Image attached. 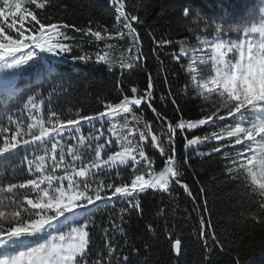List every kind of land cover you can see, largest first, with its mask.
I'll return each instance as SVG.
<instances>
[{"label": "snow or ice", "instance_id": "snow-or-ice-1", "mask_svg": "<svg viewBox=\"0 0 264 264\" xmlns=\"http://www.w3.org/2000/svg\"><path fill=\"white\" fill-rule=\"evenodd\" d=\"M52 3L0 0V264H133L125 249L134 253L140 249L128 242L129 214L141 209L143 194L149 190L175 199L179 186L194 199L182 181L194 155L220 154L226 174L236 173L231 178L250 188L256 206L250 218L260 223L264 218V0H259L258 22H253L257 5H250L238 22L206 19L198 11L190 15L185 7L186 22L202 27V44L156 42L158 48L171 44L178 49L170 55L186 70L185 90L208 101L200 118L175 120L157 106L154 76L133 26L144 22L126 8L125 0H111L114 32L108 26L46 23L51 17L42 19L37 10ZM124 39L129 41V55L121 51L117 56L116 45L109 41ZM68 59L102 64L110 72L119 68L122 76L125 71L144 72L147 82L143 88H121L119 102L106 103L97 114L64 117L54 106L53 94L63 81L54 66ZM41 66L50 74L45 78L50 84L47 94L16 89L20 72ZM169 102L176 104L171 92L159 96V105ZM146 110L153 113L151 119L144 118ZM198 129L205 134H198ZM146 149L158 150L163 160L159 169L156 157ZM198 223L211 252L205 237L211 220L201 216ZM146 230L170 234L173 229L149 223ZM211 239L219 244L215 232ZM172 247L180 257L179 238Z\"/></svg>", "mask_w": 264, "mask_h": 264}, {"label": "trees", "instance_id": "trees-1", "mask_svg": "<svg viewBox=\"0 0 264 264\" xmlns=\"http://www.w3.org/2000/svg\"><path fill=\"white\" fill-rule=\"evenodd\" d=\"M125 3L126 8L144 22H134L133 26L137 27L143 51L147 54L148 71L154 76L157 106L163 107L165 114L173 120L178 117L200 118L203 115L201 109L208 101L192 94L191 89L185 90L184 85L189 77L185 68L180 67L170 55L178 49L171 44L158 48L156 42L164 40L178 44L187 41L189 47L202 44V27H198L195 21L186 22L182 16L185 7L191 10L190 15L198 11L206 19L223 18L238 22L246 15L250 5H257L253 11V22H258L261 15L259 0H125ZM37 11L42 19L45 15L51 17L44 21L46 23H68L80 28L91 26L93 29L108 26L109 31L114 32L110 26L115 23V11L110 8L109 0H53L52 5ZM109 42L116 45L115 55L118 56L121 51L129 55L126 52L127 39ZM100 43L103 47L104 42ZM94 50L89 48L90 52ZM54 72L63 74L62 87L53 94V98L54 106L62 111L64 117L74 116L77 112L81 116L97 114L105 110L106 103L119 102L122 98L121 88H143L147 82L144 72L129 75L125 71L122 76L119 68L110 72L102 64H83L71 59L55 65ZM49 75L43 66L39 70L22 71L17 75L15 87L24 92L35 90L47 94L50 84L45 78ZM165 76L168 77L167 81ZM169 92L176 104L169 102L166 106L159 105V96ZM152 117L153 113L146 110L144 118ZM197 133L205 134L199 129ZM176 147L179 155L182 145L178 143ZM20 151L17 149V152ZM146 151L156 157L155 166L159 169L163 160L158 150ZM201 151L207 152L209 149L201 148ZM189 164L182 181L189 185L194 199L188 197L179 186H176L178 195L175 199L149 190L143 194L141 209L129 214V222L125 225L128 242L140 249L139 253L125 249L133 264H236L237 261L239 264H264V218L260 223L250 218L256 206L251 202L250 188L246 182L241 184L232 179L231 176L236 173L226 174L219 153L204 157L194 155ZM201 216L211 220V228L206 226L205 232L207 244L212 245L211 252L200 236L198 221ZM149 223L161 228L168 224L173 230L170 234L160 230L153 234L146 230ZM212 232H215L219 244H213ZM176 238L181 240L180 257L176 256L172 247ZM99 243L103 247V241Z\"/></svg>", "mask_w": 264, "mask_h": 264}, {"label": "water", "instance_id": "water-1", "mask_svg": "<svg viewBox=\"0 0 264 264\" xmlns=\"http://www.w3.org/2000/svg\"><path fill=\"white\" fill-rule=\"evenodd\" d=\"M111 2V0H109ZM112 10H114L113 6H110ZM191 198V197H190ZM205 232H206V226H205Z\"/></svg>", "mask_w": 264, "mask_h": 264}]
</instances>
